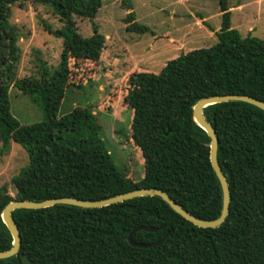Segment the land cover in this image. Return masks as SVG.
I'll list each match as a JSON object with an SVG mask.
<instances>
[{
	"label": "trees",
	"instance_id": "1",
	"mask_svg": "<svg viewBox=\"0 0 264 264\" xmlns=\"http://www.w3.org/2000/svg\"><path fill=\"white\" fill-rule=\"evenodd\" d=\"M19 0H0V143L22 145L29 163L12 178L15 195L0 188V251L12 235L2 219L11 201L73 197L101 200L138 188H159L192 215L220 216L223 192L210 160V137L195 121L193 107L208 96L242 94L264 101V39L243 37L231 26L229 0H219L222 24L217 43L170 59L162 70L123 93L133 110L131 139L144 174L135 181L119 169L100 135L91 106L58 117L71 87L70 60L98 62L106 37L95 19L102 0H33L53 7L63 28L58 68L15 79L19 36L8 19ZM130 8L132 9L131 5ZM75 16L92 22L94 33L78 31ZM127 30L151 31L132 9ZM31 96L43 109L38 123L22 125L11 113L9 86ZM219 140L218 161L231 193L229 213L217 227H200L159 196H140L98 208L56 204L12 212L21 234L17 255L0 264H264V110L242 101L204 108ZM70 116H74L71 118ZM141 243L163 242L154 247Z\"/></svg>",
	"mask_w": 264,
	"mask_h": 264
},
{
	"label": "rangeland",
	"instance_id": "2",
	"mask_svg": "<svg viewBox=\"0 0 264 264\" xmlns=\"http://www.w3.org/2000/svg\"><path fill=\"white\" fill-rule=\"evenodd\" d=\"M102 1L95 22L106 37L105 48L98 62L70 60L71 87L58 117L63 118L77 107L91 106L101 127L100 135L117 166L139 181L144 163L131 139L134 112L122 106L123 93L158 74L170 59L216 44L222 13L219 0ZM130 5L136 20L151 31L127 30ZM229 6L233 28L243 37L264 39V0H229ZM75 19L83 36L94 33L89 19ZM8 23L19 36L16 80L39 76L42 65L51 72L58 68L63 39L51 30L63 28V22L52 6L19 0L11 6ZM9 95L11 113L22 125L43 120L42 107L30 95L13 85L9 86ZM28 163V152L19 143L12 142L8 151H0V188L5 187L14 196L12 178Z\"/></svg>",
	"mask_w": 264,
	"mask_h": 264
},
{
	"label": "water",
	"instance_id": "3",
	"mask_svg": "<svg viewBox=\"0 0 264 264\" xmlns=\"http://www.w3.org/2000/svg\"><path fill=\"white\" fill-rule=\"evenodd\" d=\"M228 101H242L252 105L257 106L258 108L264 110V101L247 96L242 94H224V95H213L205 97L199 100L195 106L193 107V117L195 121L208 133L210 137V160L212 167L220 181L222 192H223V204L221 214L218 218L213 220H205L198 218L192 215L189 211L185 210L180 204H178L174 199H172L167 192L159 188H138L135 190H131L122 194H118L109 198L101 199V200H84L79 198L73 197H59V198H51L42 201H34V200H16L11 201L8 203L2 211V219L6 224L7 228L9 229L12 238L13 244L9 250L0 251V259H7L12 256L18 254L21 246V234L16 223L12 212L16 209H41L50 207L56 204H68L74 205L82 208H98L108 206L113 203L122 202L128 199H132L135 197L140 196H159L163 200H165L177 213L182 215L187 220L191 221L193 224L200 226V227H217L220 226L224 220L226 219L229 209H230V202H231V193L229 183L227 178L225 177L221 166L218 161V146L219 140L216 135V131L213 126L207 121L206 116L204 114V108L216 103L228 102ZM139 230H147V231H155L157 228L151 226H138L136 227L129 235V241L132 245L138 247H154L163 242V240L167 237L165 235L163 238L158 240L157 242L153 243H141L135 242L133 240V235L135 232Z\"/></svg>",
	"mask_w": 264,
	"mask_h": 264
},
{
	"label": "crops",
	"instance_id": "4",
	"mask_svg": "<svg viewBox=\"0 0 264 264\" xmlns=\"http://www.w3.org/2000/svg\"><path fill=\"white\" fill-rule=\"evenodd\" d=\"M95 113V112H94Z\"/></svg>",
	"mask_w": 264,
	"mask_h": 264
}]
</instances>
